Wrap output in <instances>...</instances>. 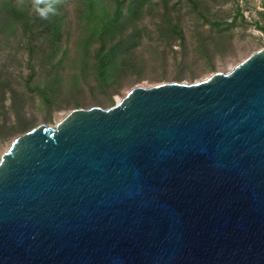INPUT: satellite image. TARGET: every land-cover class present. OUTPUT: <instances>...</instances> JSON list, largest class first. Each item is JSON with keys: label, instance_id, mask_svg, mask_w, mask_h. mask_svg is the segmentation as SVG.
Listing matches in <instances>:
<instances>
[{"label": "water", "instance_id": "95a60500", "mask_svg": "<svg viewBox=\"0 0 264 264\" xmlns=\"http://www.w3.org/2000/svg\"><path fill=\"white\" fill-rule=\"evenodd\" d=\"M0 264H264V49L17 137Z\"/></svg>", "mask_w": 264, "mask_h": 264}, {"label": "rangeland", "instance_id": "374dc122", "mask_svg": "<svg viewBox=\"0 0 264 264\" xmlns=\"http://www.w3.org/2000/svg\"><path fill=\"white\" fill-rule=\"evenodd\" d=\"M88 3L0 0V83L7 91L0 89V162L23 135L6 139L3 133L22 124L31 130L55 127L73 110L112 108L136 87L203 82L264 49V0H142L138 17L106 36L105 44L91 31ZM117 3L95 0L94 12L111 21ZM49 4L56 12L42 18L38 10ZM103 44L120 45L107 88L99 85L97 52ZM12 89L22 95L18 113Z\"/></svg>", "mask_w": 264, "mask_h": 264}, {"label": "trees", "instance_id": "16d2710c", "mask_svg": "<svg viewBox=\"0 0 264 264\" xmlns=\"http://www.w3.org/2000/svg\"><path fill=\"white\" fill-rule=\"evenodd\" d=\"M126 0H118L117 3V10H116V16L113 20L104 22L103 19V14L99 13L98 15L94 12V7L93 4L95 3V0H89V9L87 13V17L89 18L90 21V28L91 31L94 35H97L99 39L102 40L104 43V38L106 36H110L112 32H122L123 26L125 23L127 24L128 22L134 21L138 16V11L139 8L142 4V0H131L130 3H128L127 8L125 7V2ZM124 7L126 8L125 10ZM120 16H124V21L122 23H119L118 19H120ZM118 18V19H117ZM105 44V43H104ZM104 44L99 48L98 50V65H99V72H100V78H99V85L100 88H107L109 86L110 81L106 77L108 73V68L111 64V60L113 57V54L116 52L115 49L120 48V45H114L113 47L107 48L104 46ZM0 89L6 93V88L4 87V83H0ZM9 93L11 92L12 94V110L14 112H20L23 107L21 105V101H19V98H22V95L18 90L12 89L8 91ZM44 98L49 101V97L45 94ZM21 121V120H20ZM25 125L22 124L21 129L18 130L16 128L11 129L8 133H3L4 138L6 139H11L17 134H25L29 132L31 129H29L27 126L23 127Z\"/></svg>", "mask_w": 264, "mask_h": 264}, {"label": "clouds", "instance_id": "9594fccd", "mask_svg": "<svg viewBox=\"0 0 264 264\" xmlns=\"http://www.w3.org/2000/svg\"><path fill=\"white\" fill-rule=\"evenodd\" d=\"M38 11L42 18H47L49 14H55L56 9L51 4H49L46 9H39Z\"/></svg>", "mask_w": 264, "mask_h": 264}]
</instances>
